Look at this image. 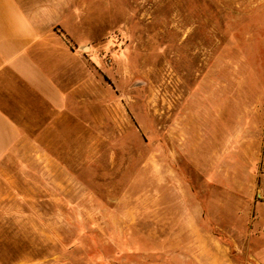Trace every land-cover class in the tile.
I'll return each mask as SVG.
<instances>
[{"label":"rangeland","instance_id":"1","mask_svg":"<svg viewBox=\"0 0 264 264\" xmlns=\"http://www.w3.org/2000/svg\"><path fill=\"white\" fill-rule=\"evenodd\" d=\"M65 24L79 99L30 172L40 228L3 264H184L200 210L207 260L264 264L228 199L262 134L264 0H70Z\"/></svg>","mask_w":264,"mask_h":264},{"label":"crops","instance_id":"2","mask_svg":"<svg viewBox=\"0 0 264 264\" xmlns=\"http://www.w3.org/2000/svg\"><path fill=\"white\" fill-rule=\"evenodd\" d=\"M69 12L70 0H0L1 250L24 238L29 241L31 226L40 228L39 223H31L27 201L24 207V200L29 199L30 172L39 171L40 166L45 172L46 156L54 155L47 152V132L55 131V125L70 116L79 99L78 54L63 32ZM261 133L260 139L255 135L247 139L246 179L239 182L236 176L228 196L233 217L245 216L247 240L258 233L264 237V118ZM189 191L188 197L193 194ZM210 199L227 198L213 195ZM203 218V210L189 216L198 255L188 257L184 264H241L223 254L206 259L212 233L203 226Z\"/></svg>","mask_w":264,"mask_h":264}]
</instances>
